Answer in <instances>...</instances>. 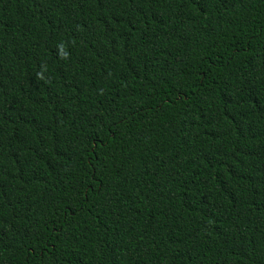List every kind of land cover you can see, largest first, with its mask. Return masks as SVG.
I'll return each mask as SVG.
<instances>
[{"label": "trees", "instance_id": "obj_1", "mask_svg": "<svg viewBox=\"0 0 264 264\" xmlns=\"http://www.w3.org/2000/svg\"><path fill=\"white\" fill-rule=\"evenodd\" d=\"M0 264H264V0H0Z\"/></svg>", "mask_w": 264, "mask_h": 264}]
</instances>
